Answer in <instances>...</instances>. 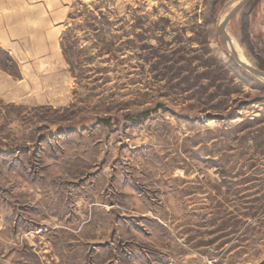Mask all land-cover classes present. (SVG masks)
Returning <instances> with one entry per match:
<instances>
[{"label": "rangeland", "instance_id": "obj_1", "mask_svg": "<svg viewBox=\"0 0 264 264\" xmlns=\"http://www.w3.org/2000/svg\"><path fill=\"white\" fill-rule=\"evenodd\" d=\"M237 1L0 0L1 215L42 186L109 212L107 264H264V84L217 33ZM262 2L226 29L264 73Z\"/></svg>", "mask_w": 264, "mask_h": 264}, {"label": "crops", "instance_id": "obj_2", "mask_svg": "<svg viewBox=\"0 0 264 264\" xmlns=\"http://www.w3.org/2000/svg\"><path fill=\"white\" fill-rule=\"evenodd\" d=\"M261 13V36L264 43V0L261 3ZM255 29L257 31L254 33L258 34L260 26L255 24ZM63 203V197L57 189L29 187L28 194L23 193L20 211L8 212L6 216L0 213V264L111 262L110 259L103 262L97 258L100 249L111 248L109 212L105 213V225H94L92 208L89 211L85 207L81 209L82 206H78L79 202L76 200L74 211H70L71 205L67 203L68 206H65ZM77 210L81 211L80 216ZM76 221L81 222L75 224ZM81 251L85 254L80 253ZM114 261L119 264L118 260Z\"/></svg>", "mask_w": 264, "mask_h": 264}, {"label": "water", "instance_id": "obj_3", "mask_svg": "<svg viewBox=\"0 0 264 264\" xmlns=\"http://www.w3.org/2000/svg\"><path fill=\"white\" fill-rule=\"evenodd\" d=\"M250 0H239L234 6H232L223 16L220 17L217 23V33L225 42L227 54L231 61L240 69L244 70L251 77L255 78L259 82L264 84V73L251 65L244 55L240 52L239 48L235 44L233 38L227 32V26L231 20L242 10V8Z\"/></svg>", "mask_w": 264, "mask_h": 264}, {"label": "bare ground", "instance_id": "obj_4", "mask_svg": "<svg viewBox=\"0 0 264 264\" xmlns=\"http://www.w3.org/2000/svg\"><path fill=\"white\" fill-rule=\"evenodd\" d=\"M237 2H238V1H237ZM237 2H236V3H237ZM236 3H235V4H236ZM235 4H234V5H235ZM234 5H233V6H234Z\"/></svg>", "mask_w": 264, "mask_h": 264}, {"label": "trees", "instance_id": "obj_5", "mask_svg": "<svg viewBox=\"0 0 264 264\" xmlns=\"http://www.w3.org/2000/svg\"><path fill=\"white\" fill-rule=\"evenodd\" d=\"M231 63H233L232 61H230ZM234 65V64H233Z\"/></svg>", "mask_w": 264, "mask_h": 264}]
</instances>
